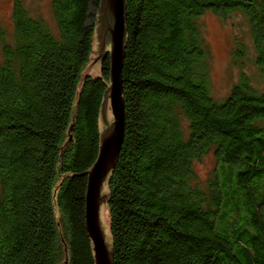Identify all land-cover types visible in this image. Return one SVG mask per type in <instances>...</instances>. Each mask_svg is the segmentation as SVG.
<instances>
[{
  "label": "trees",
  "instance_id": "1",
  "mask_svg": "<svg viewBox=\"0 0 264 264\" xmlns=\"http://www.w3.org/2000/svg\"><path fill=\"white\" fill-rule=\"evenodd\" d=\"M99 2L50 0V25L12 0V29L0 27V264H93L84 197L109 54L102 78L80 72ZM208 13L241 17L264 74V0H125L111 264H264V86L234 36L237 78L213 95ZM209 154L200 180L195 163Z\"/></svg>",
  "mask_w": 264,
  "mask_h": 264
},
{
  "label": "water",
  "instance_id": "2",
  "mask_svg": "<svg viewBox=\"0 0 264 264\" xmlns=\"http://www.w3.org/2000/svg\"><path fill=\"white\" fill-rule=\"evenodd\" d=\"M125 0H100L91 36L87 65L80 77H101V60L108 50L109 83L105 84L97 115L98 153L87 169L84 197V226L88 236L93 264L112 263L110 215L107 207V179L124 136V105L120 74L126 37Z\"/></svg>",
  "mask_w": 264,
  "mask_h": 264
},
{
  "label": "rangeland",
  "instance_id": "3",
  "mask_svg": "<svg viewBox=\"0 0 264 264\" xmlns=\"http://www.w3.org/2000/svg\"><path fill=\"white\" fill-rule=\"evenodd\" d=\"M25 1L27 5L32 6L33 11L37 14H41L50 25H53L49 10L50 0ZM11 6L12 0H0V27L8 32L12 29L10 18ZM200 21L203 37L212 54L211 84L213 86V95L217 99L225 97L230 85L237 78L238 69H234L229 65V52L234 36H239L243 39L248 47L249 62L246 64L244 70L251 76L254 84L258 88L263 87L264 74L260 73L258 68L253 64V54L251 43L247 35V27L243 20H241V17L233 16L228 21L222 22L217 17L208 13L204 15ZM108 52V50L105 51V53ZM213 166L214 161L211 154L195 163V170L200 180L206 178V175Z\"/></svg>",
  "mask_w": 264,
  "mask_h": 264
}]
</instances>
